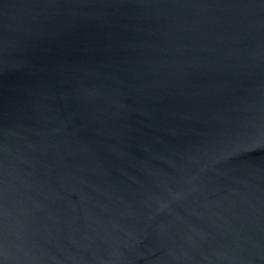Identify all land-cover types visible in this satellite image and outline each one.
Instances as JSON below:
<instances>
[{"label":"water","instance_id":"95a60500","mask_svg":"<svg viewBox=\"0 0 264 264\" xmlns=\"http://www.w3.org/2000/svg\"><path fill=\"white\" fill-rule=\"evenodd\" d=\"M0 264H264V0H0Z\"/></svg>","mask_w":264,"mask_h":264}]
</instances>
